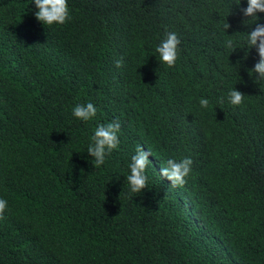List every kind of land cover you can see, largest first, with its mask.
I'll use <instances>...</instances> for the list:
<instances>
[{"label": "trees", "instance_id": "obj_1", "mask_svg": "<svg viewBox=\"0 0 264 264\" xmlns=\"http://www.w3.org/2000/svg\"><path fill=\"white\" fill-rule=\"evenodd\" d=\"M238 2L67 0L70 18L43 25L32 0H0V264H264V81L245 39L264 13L246 24ZM167 32L172 67L155 53ZM87 103L96 115L75 118ZM114 120L95 167L91 137ZM137 146L151 156L132 193ZM189 157L170 187L160 166Z\"/></svg>", "mask_w": 264, "mask_h": 264}, {"label": "clouds", "instance_id": "obj_2", "mask_svg": "<svg viewBox=\"0 0 264 264\" xmlns=\"http://www.w3.org/2000/svg\"><path fill=\"white\" fill-rule=\"evenodd\" d=\"M37 11L35 19L43 25L64 24L69 17L67 0H32ZM239 2L237 5H239ZM242 14L246 18H251L250 21H245L246 24L256 23L257 13H264V0H247V7L242 9ZM254 21V22H252ZM230 27L224 22L223 29L225 31ZM226 36V35H225ZM232 36H226L224 47L231 49L232 52L236 49V41ZM245 39L248 48L255 47L259 56V60L254 67L248 71L249 77L255 75V81H264V25L256 23L254 30L250 34H245ZM181 41L175 32H167L165 37L160 41L155 48V53L159 57V61L168 67L174 66L178 56V46ZM244 59H247V52ZM123 61L117 60L115 66L122 67ZM239 65V61L237 62ZM245 95L240 91L231 89L227 93L228 103L233 106H239L243 103ZM219 103H223V98H220ZM201 108L209 107V100L201 98L199 100ZM96 107L92 103L78 104L73 107L72 115L82 121H88L96 115ZM121 125L118 120L109 122L106 125H98L91 137V143L87 148V153L94 160L95 167H100L105 162V157L112 150L116 149L119 144L118 133ZM149 156L151 153L145 151L142 146H137L135 154L131 157L129 164L130 174L126 180L129 189L132 193H140L147 187L148 176L145 174L146 169L150 164ZM193 161L189 158H184L180 161L168 159L163 166H160L159 176L170 181V187H180L186 183V177L191 171ZM7 208V201L0 198V219H3V214Z\"/></svg>", "mask_w": 264, "mask_h": 264}]
</instances>
